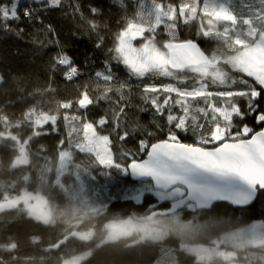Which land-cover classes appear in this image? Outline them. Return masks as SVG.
<instances>
[{"label":"snow or ice","instance_id":"snow-or-ice-1","mask_svg":"<svg viewBox=\"0 0 264 264\" xmlns=\"http://www.w3.org/2000/svg\"><path fill=\"white\" fill-rule=\"evenodd\" d=\"M25 3L22 13L20 0L0 4V32L24 39L25 28H13L11 22L41 25L25 42L46 50L48 81L29 91L27 82L14 79L10 89L23 100L52 94L56 77L66 82L85 77L75 99L57 100L49 110L33 104L22 112L41 137L56 133L62 117L69 129L67 140L57 145L62 166L76 161L75 151L89 156L82 171L90 181L96 180L94 166L108 169L103 174L109 177L112 169L130 176L134 183L125 186L121 199L137 206L147 202L153 214L186 205L210 210L227 203L243 209L264 195V0H136L134 14L119 22L110 38L96 23L101 8L90 5L86 14L70 0V14H79L81 27L96 36L94 49L111 44L103 60L90 54L83 61L41 15L64 8V0ZM119 4L127 8V0ZM197 21L194 34L182 38L180 25ZM201 40L214 41L215 47L209 52ZM148 77L174 82L140 83ZM5 84L0 74V95L9 94ZM182 133H191L193 142H184ZM116 144L122 146L123 162L113 152ZM93 191L101 209L111 207ZM131 224L129 218L106 225L108 239L128 235ZM252 229H264V222ZM173 255L174 249H160L154 264H166Z\"/></svg>","mask_w":264,"mask_h":264},{"label":"trees","instance_id":"trees-1","mask_svg":"<svg viewBox=\"0 0 264 264\" xmlns=\"http://www.w3.org/2000/svg\"><path fill=\"white\" fill-rule=\"evenodd\" d=\"M69 2L70 0H64L62 9L42 13L44 24L52 25L60 42L78 60L83 61L90 54L103 60L111 44L106 42L103 49H94L93 41L96 36L89 35L81 27L78 23L79 14L76 18L70 14L72 8L69 7ZM73 2L79 3L86 14L90 5L101 8L102 18L96 23L102 29L106 28L100 34L109 38L117 30L118 23L131 17L136 10V0H127V8L124 9L119 0ZM147 2L150 3V0ZM158 2L168 3L169 0ZM4 3H8V0H0V4ZM20 5L22 13L26 6L25 0H20ZM198 23L181 24V37L193 35ZM11 26H23L25 32L24 39L0 32V74L6 80L4 87L9 88L8 95H0V264H63L64 261L83 254L88 256L80 264H154L158 251L165 248L175 250V255L169 257L166 264H264V247L245 245L250 240V235L246 232L249 226L254 222H264V195L258 196L255 203L245 209L220 204L216 209L196 211L193 206L187 205L181 211L165 216L158 241L135 242L131 237L106 242V223L128 217L133 220L146 217L151 214L147 211L149 205L146 202L144 206H137L134 202H124L121 199L125 186L134 182L115 169L111 170L109 177L103 174L108 169L94 166L96 180L91 181L89 188L84 185L74 170L75 164L83 167L87 165L89 156L86 153L75 152L76 161L70 162L67 171L57 176V162L60 160L57 145L60 139L67 140L69 129L65 127L61 117L58 131L41 137L35 126L22 116V112L33 104L37 105L38 110L41 107L49 110L55 108L57 100L75 99L78 89L85 83V77L73 82L56 77L52 82V88L55 89L52 94L19 99L18 94L10 89L14 79L27 82L29 91H33L36 85L46 86L49 56L45 54L46 50L34 48L25 42L34 28L41 25H28L26 21H21L11 22ZM160 34L163 36L162 29ZM40 38L43 39V36ZM201 46L210 52L215 47V42L201 40ZM118 67L121 69V78L126 79L122 66ZM168 82L174 81L164 77H148L140 83ZM136 83L134 79L133 84ZM90 88L94 89L95 84L90 83ZM103 104L101 101V107ZM142 119L146 121L147 114H142ZM50 127L49 125L45 130ZM255 130L259 131V126ZM181 136L184 142H193L191 133H182ZM41 145L46 150L41 151ZM121 147L119 144L113 146L118 160V149ZM22 152L26 163L21 160ZM88 182L90 181L85 179V183ZM93 189L99 193L100 198L111 204L110 208H100ZM32 196L45 200L49 222L44 223L31 216L33 213L29 212L27 203ZM108 197H115V200ZM94 223L97 225L89 242L71 236L72 233H77L79 238H87ZM65 238L63 244L52 250ZM235 240L242 242L243 246L238 248L232 245L231 242ZM131 241H134L133 245L130 244ZM212 241L219 242V249L231 257L204 261L192 252L198 246L213 247Z\"/></svg>","mask_w":264,"mask_h":264},{"label":"rangeland","instance_id":"rangeland-1","mask_svg":"<svg viewBox=\"0 0 264 264\" xmlns=\"http://www.w3.org/2000/svg\"><path fill=\"white\" fill-rule=\"evenodd\" d=\"M135 43L138 46L140 41L138 40ZM74 153H75V151H74ZM24 156H25L24 152H22L21 160L24 163H26V161L24 160ZM69 163L70 162H67V163H65L64 166H62L61 165V158H60V160L57 162V164H58L57 176L59 174H62L65 171H67V167H68ZM76 165L77 164H75V170H74L75 175L81 181L83 180V184L88 186V188H89L91 181L88 179V177L86 175L83 174V171H82L83 166L79 165L81 171H80V174L78 176ZM85 179L89 180L90 182L85 183ZM29 200H30V202L27 203V207H28L29 212L33 213L31 216L34 217V219L41 221V222H44L45 219H48L47 211H45V208H46L45 200L41 197H34V196L30 197ZM187 208H190V206H188ZM129 218L130 217L125 218V219H121V220H111L108 223H106V225H110L114 221L119 222V221L128 220ZM164 220H165V216H156L153 219L147 221L146 223H139V222L132 219V224L127 225V227L130 229L129 234L121 236L120 238H129V237L131 238V237H133L135 242H143L146 240L158 241V240H160V238L158 237V236H160V227L162 226L161 224L163 223ZM49 221H50V219L47 220V222H49ZM257 223H261V222L252 223L249 226V228L246 230V232L249 233V235H250L249 242L245 243V245H247V246L264 247V229H256V230L252 229V225L257 224ZM106 225H105V229L107 230V236H106L105 240L107 242L114 241V240L108 239L109 228L106 227ZM163 225H165V223ZM238 235L239 234L237 233L236 236H238ZM234 238H235V234H234ZM211 244L213 245V247L208 248V247L198 246L196 248H193L192 252L197 256L198 259L204 260V261H213L217 257H220L221 259L222 258L228 259L231 257L230 254L224 253L223 251H221L219 249V245H220L219 242L212 241ZM231 244L238 247V248L243 246L242 242H237L236 240L232 241ZM87 256H88V254L75 256V257H73L67 261H64L63 264H77V258L83 257V259H80L78 261V264H80L85 258H87Z\"/></svg>","mask_w":264,"mask_h":264},{"label":"water","instance_id":"water-1","mask_svg":"<svg viewBox=\"0 0 264 264\" xmlns=\"http://www.w3.org/2000/svg\"><path fill=\"white\" fill-rule=\"evenodd\" d=\"M129 179H130L132 182H134L130 176H129ZM254 203H255V202H254ZM223 204H227V203H223ZM227 205H228V204H227ZM186 206H187V205H186ZM186 206H185V207H186ZM229 206H231V205H229ZM251 206H252V205H251ZM231 207H232V208H235L234 206H231ZM194 208H195L196 211H208V210H209V209H199V208H196V207H194ZM246 208H248V207H246ZM182 209H183V208H182ZM182 209H181V210H182ZM235 209H240V208H235ZM243 209H245V208H243ZM178 211H179V210H178ZM172 213H174V212L169 211L168 214H166V215H171ZM159 215H165V214H153V213H151V214H149V215L146 216V217H143V218H135L134 220H136L137 222H146V221L151 220L153 217H155V216H159ZM149 217H151V218H149ZM93 235H94V228H91V230H90L89 233H88L87 238L84 239L83 241H84V242H89V241L92 239ZM71 236H74V237L78 238V234H77V233H72ZM65 240H66V238L63 239L60 243H58L56 246H54V247L52 248V250L55 249V248H57L59 245L63 244Z\"/></svg>","mask_w":264,"mask_h":264},{"label":"bare ground","instance_id":"bare-ground-1","mask_svg":"<svg viewBox=\"0 0 264 264\" xmlns=\"http://www.w3.org/2000/svg\"><path fill=\"white\" fill-rule=\"evenodd\" d=\"M179 211H181V210H179ZM176 212H178V211H176ZM172 214H173V213H172ZM159 216H168V215H159ZM155 217H156V216H155ZM153 218H154V217H153ZM96 225H97V224L94 223V225H93V228H94V229H95V226H96ZM75 238H76V237H75ZM129 238H130V237H129ZM129 238H120V237H119L118 239H116V240H114V241H111V242H115V241H118V240H120V239H126V240H127V239H129ZM78 239L81 240V241L84 240V238H79V237H78ZM85 239H86V238H85ZM83 242H84V241H83ZM106 242H107V241H106ZM133 243H134V241H131V242H130V244H132V245H133Z\"/></svg>","mask_w":264,"mask_h":264},{"label":"flooded vegetation","instance_id":"flooded-vegetation-1","mask_svg":"<svg viewBox=\"0 0 264 264\" xmlns=\"http://www.w3.org/2000/svg\"><path fill=\"white\" fill-rule=\"evenodd\" d=\"M185 208V207H184Z\"/></svg>","mask_w":264,"mask_h":264}]
</instances>
